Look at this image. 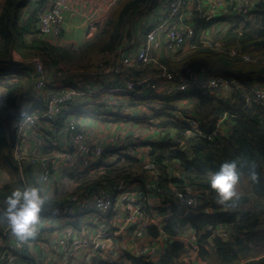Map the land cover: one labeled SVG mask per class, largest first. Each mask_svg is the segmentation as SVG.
Here are the masks:
<instances>
[{
    "label": "built area",
    "instance_id": "2783aa9c",
    "mask_svg": "<svg viewBox=\"0 0 264 264\" xmlns=\"http://www.w3.org/2000/svg\"><path fill=\"white\" fill-rule=\"evenodd\" d=\"M71 1L41 0L37 2L34 14H36L38 32L42 37L47 39L52 35L60 34L64 23V14L69 10ZM259 1L212 0L211 8H208L209 4H205L198 9V13L192 12L193 0L192 2L191 0H158V4L147 5L130 20L131 26L128 33L117 49L103 59L106 62L109 58L110 71L113 72V77L111 76L109 79L113 82V87L106 91L127 94L133 92L136 86L147 83V86L156 84V88L164 89L166 94L184 93L199 88L203 92H208L216 101H228L235 85L233 79L212 73L208 74L202 66L196 67L191 72L185 70L173 72L161 65L159 58L164 55L163 52H179L190 43L196 34L195 21L197 19L203 18L207 22L212 18L219 17L217 23L207 24L203 30V35H207L213 27L226 28L229 26L233 17L251 14ZM32 2L33 0L29 2V6ZM95 27V23L91 21L88 30L94 31ZM207 46L237 55L244 61L257 60L255 57L241 52L239 48L228 46L222 42L211 41V43H207ZM19 58L27 60V58ZM30 60L33 61V64L30 65L33 74L31 82L28 80V90L18 99L16 116L10 124L14 139L8 150L10 161L24 186L29 183L35 184L38 180L46 185L56 164L72 166L79 160L78 156L82 157L84 153L89 152L97 160L102 155V149L98 147L87 152L90 149L86 142L89 130H86L79 122L81 115L79 112L82 108L91 106L96 96L104 91L96 80L99 73L61 75L63 74L61 72L56 76L48 77L45 63L43 64L38 58ZM135 65L146 67L134 73ZM250 86L252 87V97H247L245 101L248 103L253 100L264 105V83L253 80ZM180 100L181 104L178 106L183 105L186 101ZM107 103L104 104L107 105ZM90 110H92L91 107L84 111ZM61 113L66 114L61 115ZM178 115L181 116L182 113ZM186 118L183 121L187 124L185 133L193 137L202 134L200 128L202 123L197 118V114H188ZM180 121L182 120L180 119ZM63 124L66 125L69 137L72 138L73 147L60 145L55 148L57 155L52 156L48 153L52 148V139L54 136H62L60 129ZM215 128L208 132L207 138L211 139L217 136ZM168 141L175 143L176 138L170 137L163 142ZM126 151L128 155H131L133 149L127 147ZM57 159L62 161V164ZM62 169L64 170V168ZM159 182L160 175L156 174L148 181L140 179L137 182H132L130 178L118 179L106 187H99L78 198H71L62 207H56L47 201L41 212L36 234L31 237L14 236L6 224L0 223V264H51L48 255L50 245L44 240V235L48 231L58 229L62 220L70 218L80 220L82 216L78 211L81 210H91L94 214L97 212L103 220V216L112 211L109 199L112 191L113 237L118 233H123L127 234L128 238L122 241L113 239V247L104 248L101 246V242H103V238L110 235V228L103 232L100 228L94 229V231L82 225L78 230L77 239L73 241L70 240L66 231H61L58 243L63 255L60 258L63 260L60 264H66L68 257L79 254L80 259L88 263L93 258L116 261L121 255L119 252L122 250V243L129 245L132 255L158 264L166 249L175 241L182 245L181 250L177 253V262L180 264H204L205 261L199 257V252L201 247H207L206 241L209 243L215 238L227 241L235 237V229L229 225L207 227L202 231L185 225L172 235L164 233L162 227L164 221L172 214V203L182 205L189 211L201 205L202 197L205 194L190 184H186L180 189L169 183L168 190H166L159 186ZM143 184L146 185L150 194L147 192L144 195L141 189ZM44 187L49 195L50 192L47 190L50 189L47 186ZM169 195H172V203L165 199ZM91 199L93 203L92 207H89ZM124 202L128 206L124 205ZM121 204L124 206L122 207ZM2 206L3 203L0 200V207ZM156 207L163 208L164 212L160 213L157 219H153L148 213L155 211ZM93 213L92 215H94ZM86 220L90 219L86 218ZM150 227H155L158 233L151 234ZM204 235H207L205 241L203 240ZM25 245H32L35 249L32 262L28 258H26L27 260L21 259Z\"/></svg>",
    "mask_w": 264,
    "mask_h": 264
},
{
    "label": "trees",
    "instance_id": "16d2710c",
    "mask_svg": "<svg viewBox=\"0 0 264 264\" xmlns=\"http://www.w3.org/2000/svg\"><path fill=\"white\" fill-rule=\"evenodd\" d=\"M30 1L2 0L0 4V58L6 57L11 49L16 48L20 57L26 59L28 55L25 50L28 49L34 53L38 52L47 58V64L54 66L87 61L90 57L96 56H100L102 60L105 59L117 49L127 35L130 20L147 5L158 4V0H115L103 19L95 24V30L89 33L80 45L71 48L50 43L42 37L38 32L36 14L30 16L32 19L27 22L25 27L19 25V11ZM232 19L233 23H230L226 28L215 27L213 33L208 32L204 36H201V30L198 29L194 38L187 44L186 49H190V53L182 59L183 61L191 59L192 62L201 59L197 64L202 65L206 73L236 79L239 85L233 86V93L229 100H213L208 92H203L199 88L184 93H164L161 97L162 99L165 97L187 101L196 96L197 99L204 100L210 104L214 121L221 116L228 117L227 122L231 123L230 133L225 137L217 135L210 139L206 135L214 129L215 124L212 122L213 125L211 123L209 127L203 124L200 126L203 130H201L202 134L189 138L187 144L189 152L178 150L176 144L170 141L150 146L151 156H153L151 163L156 164L165 160L168 162L177 161L182 165L181 175L161 178L160 187L168 190L170 183L181 189L184 185L190 184L197 186L205 194L202 197L201 205L190 209L193 212L190 214L184 206L172 203V195L166 197L165 199L172 203V214L164 221L162 227L164 233L172 235L185 225H190L197 231L217 225H229L235 229V237L227 241L216 238L209 243L206 241L207 246L210 245L212 253L214 252L220 260L215 264H264V217L262 216L264 213V105L253 100L248 103L245 101L247 97H252L249 85L253 80L264 83V0L259 1L251 14L236 16ZM195 25L196 28L201 29L207 27V24L199 19L195 21ZM25 33H28L32 38L29 42L24 39ZM210 40L235 46L241 52L247 53L257 60L244 61L237 55L215 50L207 46L208 42L211 43ZM16 41L18 45L15 46ZM179 54L175 53L174 57ZM171 56L173 55L160 57V64L174 66L175 61L173 62ZM177 63L178 61L175 62V64ZM22 68L24 75L19 76V74V78L6 85L0 94V166L8 178V181L0 186L2 203L4 196L10 191L24 186L8 156V150L14 139L10 124L16 116L18 99L28 90L29 84L31 66L25 65ZM195 68L196 66H194ZM138 90L135 89L127 94L134 96ZM108 105L110 103L103 106ZM110 107L114 108V106ZM167 110L161 112L165 113V118H170V121L163 123L165 128L175 127L171 129L176 130L187 127L185 122L176 118L174 110L170 111L171 113H167ZM122 152L123 149L109 150L110 155L117 156L115 161L109 164L90 165L87 170L81 172L79 177L80 173L76 175L69 173L70 176L78 177L75 180V192L88 193L121 177H134L131 168L134 164L138 165V160L128 154L123 155ZM120 160L125 163L120 164ZM225 160L237 161L241 169L240 177L247 179L250 188L246 193L236 195V198L229 204L220 205L216 202L208 186L207 177L210 171L216 169ZM139 166L142 168L141 165ZM147 166L152 168L155 165ZM160 166L165 167L163 164ZM250 170H255L259 174L258 181L253 182L250 179ZM88 172H92V175H88ZM164 174L162 173V175ZM62 198L63 196L58 197V200ZM70 199H67L66 203ZM156 209L160 213L164 212L161 207H156ZM0 223L5 225L6 221L0 218ZM149 232L153 235L158 233L155 227H150ZM206 236H203L204 241ZM181 248V243L173 242L161 256L158 264H180L176 261V257ZM209 256L206 247H201L199 257L207 262ZM120 257L127 260L128 264H154L130 253L121 254ZM120 257L116 261L94 258L90 264H123Z\"/></svg>",
    "mask_w": 264,
    "mask_h": 264
},
{
    "label": "rangeland",
    "instance_id": "374dc122",
    "mask_svg": "<svg viewBox=\"0 0 264 264\" xmlns=\"http://www.w3.org/2000/svg\"><path fill=\"white\" fill-rule=\"evenodd\" d=\"M1 3H2V0H0V4ZM208 4H209L208 8H211L212 1H209ZM210 11L215 12L214 10H210ZM29 12H30L29 4L24 6L19 11V14H18L19 15V21H20L19 25L21 27H25L27 22L32 19V17H30L31 13H29ZM27 14H29V19H26ZM34 19H35V17H34ZM230 23H233V20H231ZM130 26H131V24H130ZM211 32L212 31H210L209 33H211ZM24 35H25L24 36L25 41L29 42L30 39H32L28 33H25ZM53 44H56V43H53ZM14 45L15 46L18 45V42L16 41L14 43ZM15 49L14 48L12 49L13 53L15 52L14 58L20 60V58H19L20 55ZM189 50L190 49H184V51L182 53H180L178 56H176V57H174V55L171 56L170 58L173 60V62L178 61V63L175 64V62H174V66L164 65V67L167 70H170L173 72L181 71L182 69H184L185 71L191 72L194 69V66L199 61H201V59H198L195 62H192L191 59L188 61H183L182 60L183 57H185V55L190 53ZM30 51L31 50H28V49L25 50V52H27V55H28L27 60L38 58L43 62V64L47 61V58H45L44 56H41L40 54H38V52L34 53V51H31V52ZM163 56H165V55H163ZM167 56H169V55H167ZM96 60H100V61L95 63ZM101 60H102V58H100V56L90 57L87 61H77L74 63H63V64H60L59 66H54L56 69H58L56 71H52L49 68H47V71H46V75L48 77L56 76V75H58V73L61 74V72L63 73L61 75H65V74L76 75V74H80V73L88 74V73H92V72H98L99 73L98 74L99 77L97 78V81L99 82V84L104 89V91L101 92L99 94V96L102 95V97H100V98H102V103H107V102L112 103L114 105V109L111 110V113H110L111 116L97 115L96 113H93L94 115H97L98 118H101V120L95 119L100 124H102L103 126H104V124H108L110 126L106 129H103V127H102V128L95 130V132L100 133V137L95 136L93 129H90L86 135V138H87L86 142L89 144V147L90 148H95V147L100 148V147H108L109 145H112V146H109V148L111 150L120 149L121 148L119 146L120 143L115 139V135L121 134L122 131L127 130L131 133L127 137L128 139L129 138L131 139V137L134 136L135 140H138L141 142L142 141L143 142L155 141L154 143H159L156 141V139H160L161 141H167L169 137L176 138L175 144H176L177 149L178 150L181 149V150H184L185 152H189V149L187 148V144H188L189 138H192L193 136L185 133V131L187 129H176V130L172 129L171 133H173V134L169 135L168 134L169 129L162 128V125H163V123H165V121H170V118H165L162 116L157 117V116H155L156 112L161 113L162 111L168 109L167 113H171L170 111L174 110L173 112H174L176 118H178L179 121L181 119L182 122L187 119L186 116L188 114L194 115V113H196L197 118L202 122V121H205V119H206L205 117L209 114V111H211L210 104L205 102L204 100H199V98L197 99L196 96H194V97H191L192 98L191 100L185 101L183 103V105H181L179 107L175 106L174 108H171V107H169L170 104H167L165 102V100L161 98L162 95L165 93V90L164 89H156V87H157L156 84H153V85L149 84V86H147V83L136 86L135 89H139V90L136 92V95L131 96L133 100L130 98L129 95L121 94L122 92L120 93L118 91H113V93H109L108 91H106V89L113 87V82L111 80H109V79H111V76L113 77V72L110 71L111 66L109 65V58H107L106 62H104V60L103 61H101ZM189 65H191V66H189ZM145 67L146 66H144V65L143 66L135 65L133 67V69L135 70L134 73H136L139 70L144 69ZM20 70H21V66H19V65H14V64L13 65H11V64L0 65V94L3 92L4 87L6 85H9V84L13 83V81H15L14 74L17 75L18 72H16V71H20ZM58 71H60V72H58ZM12 73H14V74L11 77ZM32 74H33V71L30 70V73H29V81L30 82H31ZM233 80L235 81L234 86L237 87L239 85L238 81L236 79H233ZM251 91H252V87L250 86V92ZM115 96H117V97H115ZM100 98L98 97L96 100L99 101ZM115 98H122V100H115ZM212 99H213V97H212ZM160 101L164 104V106H161L162 104H160ZM119 105H123V107L125 106V108L120 107ZM143 105H144V107H142ZM90 107L92 109L94 108L93 105H91V106H85V108H82V110H86ZM127 108L131 109L130 112H126ZM169 108H171V109H169ZM104 109H105L104 107L99 108V111L104 112L105 111ZM91 111L92 110L88 111V113H91ZM175 111H179V113H176ZM180 113H182L181 116L178 115ZM132 115H139L137 117L142 116V118L140 120H138V122L145 121L146 118L151 115L153 118L148 119V120H152L151 127H146V126L144 127L143 124L145 122H142L141 124L139 123V126L136 125V127L133 128V123H131V120L133 119ZM210 117H211V120L208 121L209 124H210V122H212V120L214 118L213 116H210ZM227 120H228L227 116H221V117L217 118L216 123H214L215 124L214 127H216L215 128V134H217L219 137H225L226 135H228V133H230L229 126L231 125V123H229L230 121L227 122ZM209 124H207V125H209ZM212 125H213V123H212ZM86 126H87L86 128H89L88 125H86ZM179 135H181L182 137L179 138L178 137ZM55 139H58V137L54 136L52 141H55ZM141 142H139L138 144L141 145ZM51 147L52 148L49 150L48 153L51 154L52 156L57 155V153L55 151V146L52 145ZM140 148H141V150H144L143 147H140ZM122 149H124V148H122ZM124 150L125 151L122 152L123 155H127L128 152L126 151V149H124ZM123 155H120V156H123ZM87 156L89 158H91V162L94 161L95 158L93 155H91L92 157H90V153H89V155L84 156V159H86ZM189 156H190V154H189ZM108 159H112V161H113L114 159L115 160L117 159V156L111 154V156H108L107 160ZM165 162H166L167 166H170V167H172L173 170L177 171L176 174H174V172H173V176L179 177L181 175L183 169L181 167L182 165H180L179 162H177V161H171V162L165 161ZM122 163H125V162L123 160H121L120 164H122ZM157 166L158 165H155V168L153 169L152 176L154 174H156V175H160L162 177L163 176L162 173H166V170L168 168L161 167V166L157 167ZM66 167L67 166H61L60 164H56L54 166L55 170L52 172V174L55 173L56 171L58 172L62 168L67 169ZM131 171L135 175L134 176L135 178L143 179L144 181H148L152 177V176L148 177V173H146V171H143L139 165L134 164L131 168ZM74 175H76V174H74ZM163 177H165V175ZM7 181H8V178L5 174V172L2 171L0 173V186L4 185ZM59 183H60V188L64 187V189H68V188L71 189L73 187V181L69 180V179L60 180ZM143 186H144V184H143ZM191 186H193L197 190H200L195 185H191ZM249 188H250V186L248 184L247 179L245 177H240V181H239L237 188H236L237 195L246 193L247 190H249ZM73 193L76 194V192H73ZM74 196H76V195H72L71 197H74ZM109 199H110L111 208L113 211V191L110 192ZM92 203H93V201L91 199V201L89 203V207H92ZM123 204L125 205V202ZM124 205H122V207ZM145 211H148V209H145ZM148 215L151 216L153 219H156L159 215V211L155 210L153 212H149ZM94 216H96V218H98V221L101 222L99 228L103 232L105 230L107 231L108 228H110V226L112 225L111 224V222H113L112 219H108L107 216H104L103 220H101V217L97 212L94 215H92V213H91V217L93 218ZM262 216L264 217V213L262 214ZM91 219L89 220V223H90ZM98 221H96V222H98ZM82 225H84V224H82ZM91 226H93V225H91ZM45 238L48 239V235ZM127 238H128L127 234L124 235L123 233H118L113 237L114 240H118V241H120V240L122 241L123 239H127ZM111 241L110 242H101V246L104 248L113 247V241H112V243H111ZM123 247L127 248L128 252L131 251V248L129 247V245L127 243H122V248ZM206 250L208 251L210 256L207 257V262L205 261L204 264H215L216 262L217 263L220 262V260H218V258L216 256V254L214 252L212 253L210 245H208L206 247ZM66 261L68 262V264H74L75 262H77V264H89L87 261L80 259V254L77 256H70L66 259Z\"/></svg>",
    "mask_w": 264,
    "mask_h": 264
},
{
    "label": "crops",
    "instance_id": "0c3cea01",
    "mask_svg": "<svg viewBox=\"0 0 264 264\" xmlns=\"http://www.w3.org/2000/svg\"><path fill=\"white\" fill-rule=\"evenodd\" d=\"M40 1L33 0L32 4L30 5V12H29V13H31V15L35 13L34 7L36 6L37 2H40ZM114 1L115 0H72L69 4V10L66 11V13L64 14V23H63L60 34L52 35V36L48 37L47 40L50 43H56L57 45H64V46L71 47V48L80 45L84 41V39L89 35V33L92 32V31L88 30V25L90 24V22L92 21L96 24L97 22L101 21L103 19V17L105 16V14L107 13L110 5ZM206 1H208V2H206ZM210 1H212V0H210ZM191 2H192V0H191ZM208 3H209V0H193L192 12L198 13V9L201 6H204L205 4H208ZM26 18L29 19V14H27ZM218 18H212L210 21H207V22L203 18H201L199 20L204 21V24H210L211 25L212 23H217L219 21ZM198 29L201 30V36H204L203 35L204 29H201L199 27L197 28V30ZM197 30H196V33H197ZM214 30H215V28L213 27L211 33H213ZM186 48H187V46L184 47V49H186ZM184 49H182L179 52H175V53H182L184 51ZM175 53L163 52L164 55H174ZM45 66H46V68H49L52 71L58 70L54 67L53 64H47L45 62ZM57 66H59V65H57ZM195 66L198 67V66H202V65L197 64ZM16 72H18L17 75L14 73H12V75H11V77H12L14 74L15 80H17L19 78L18 77L19 74H20L19 76L24 75V70H23L22 66H21V70L16 71ZM58 72H60V71H58ZM84 74H86V73H84ZM88 74H90V73H88ZM156 89H160V88H156ZM121 94H123V93H121ZM124 95H128V94H124ZM131 96H130V98L132 99ZM98 97L100 98V97H102V95L96 96V98L92 104L94 108L92 109L91 113H88L87 111H84V110H81V112H79V113H81V115L79 117V122H80L81 126L85 127L86 130L93 129L95 136L100 137V133L95 132V130L102 128V127H103V129H106L110 125L104 124V126H103L102 124H100L95 119L101 120V118H98L97 115L111 116L110 115L111 110H113L114 108L110 107V106H114V105L112 103H110V105L104 107L103 106L104 103H102V98H100L99 101L96 100ZM115 97H117V96H115ZM163 98L167 104H170L171 107L172 106L179 107L178 105L181 104L180 99L165 98V97H163ZM115 100H122V98H115ZM160 104H162L161 106H164V104L161 101H160ZM119 106L123 107V105H119ZM103 107L105 108L104 109L105 111L100 112L99 108H103ZM142 107H144V105ZM123 108H125V106ZM130 110H131L130 108H127L126 112H130ZM175 112L177 113V111H175ZM93 113H96L97 115H94ZM65 114L66 113H61V115H65ZM164 114L165 113L156 112L155 116L165 117ZM132 116H133V119L131 120V123H133V128L136 127V125L139 126V123L141 124L142 122H145L143 124L144 127L145 126L151 127L152 120H148L149 118H153L151 115L149 117H147L145 121H141V122H138V120H140L142 118V116L141 117H137L139 115H132ZM210 116H213V113L211 111H209V114L205 117L206 118L205 121L201 122L206 127H208V125H207L208 121L211 120ZM212 122L216 123V121H214V118H213ZM86 125H88L89 128H86L87 127ZM162 128L169 129L168 134H170L171 130H172L171 128H175V127L165 128V126L162 125ZM60 131L62 133V136L58 137V139H55V141H52L51 146L54 145L55 148L59 147L60 145H67L68 147H73L72 146V138L69 137V134H68V131H67L65 124L61 125ZM130 134L131 133L129 131L124 130V131H122L121 134H116L115 139L120 143L119 144L120 147H122L124 149H126L127 147H131L133 149L132 154L129 156H131L132 158L134 157L135 159L138 160V162H137L138 165H141L142 170L146 171V173H148V177L152 176L153 169L155 168V166L152 168L151 167L149 168L147 165H158V166H160V164H163L166 168H168L166 170L167 174L166 173L164 174L167 177L173 175V172H174V174L177 173V171L173 170L172 167L167 166L165 160L162 162L156 163V164L151 163V159L153 158V156H151V147L150 146H153L155 144L159 145V144L163 143V141H161L160 139H156V141L159 143H154L155 141H151V142L150 141H146V142L142 141L141 142V141L135 140L134 136H132L131 139L130 138L128 139L127 137ZM139 142H141V145L138 144ZM109 146H112V145H109ZM109 146L108 147H100L102 149V155L100 156V158L98 160L94 159V161L91 162V158H89L88 156L86 159H84V156L89 155V153H90V157H92L91 155H93V154L91 152H89L92 148H90L87 150V152H89V153H86V154L84 153L82 157L81 156L77 157V158H79V160L74 165L66 167L67 169L64 168V170L61 169L58 172L56 171L55 173H53L49 182L46 185H44L50 189V190H47L50 192L48 202L51 203L52 205L56 206V207H62L66 203V200L69 199L72 195H76V196L71 197V198H78L82 194L90 193L91 191H89L88 193H84V192L76 193V194L73 193V192H75V185H76L75 180L81 175V172L87 170V168L90 165L97 164V163H104V162H105V164L111 163L112 159L107 160L108 156H111L108 153V151L111 150L109 148ZM140 147H143L144 150H141ZM124 149H123V151H125ZM57 161L62 164V161H60L58 159H57ZM113 161H115V159ZM119 162L121 163V160ZM69 173H71V174L72 173L73 174H79L80 173V174L76 178L74 176H70ZM88 175H92V172H88ZM163 176L162 177L160 176V179L163 178ZM175 177H177V176H175ZM63 179L72 180L73 181V187L71 189H69V188L64 189V187L60 188L59 182H60V180H63ZM119 179L125 180L126 178L121 177ZM130 180L132 182H137L140 179L135 178V177H130ZM28 185H31V183H29ZM108 185H104V186L106 187ZM141 189L144 192V194L148 192L147 191L148 188L146 187L145 184H144V186L141 187ZM62 196H63V198L61 200H58V197H62ZM149 196H152V195H149ZM138 201H140V200H138ZM140 202H142V201H140ZM125 205L128 206L127 203H125ZM78 212L82 216V217H80V220L74 219V218L62 220V223L58 229L48 231V233H46L44 235L45 237L48 235V239L44 238V240L47 243H49V245H50V251L48 252V255L50 257V261H51L50 263L51 264L54 262H56L57 264H60V262H62V260H63L62 258H60L63 255H62V252L60 251V247H59L60 244L58 243V241L60 239L59 236L61 235V233H60L61 231H66L69 234L70 240L73 241V240L77 239L78 230L81 228L82 224H84V226L88 227L90 230H94V229L99 228L101 222L98 221V218H96V216H94L93 218L91 217V213H93V211L81 210ZM159 214H160V212H159ZM106 215H107L108 219H112V221H113V211H110V213L106 214ZM106 215H104V216H106ZM86 218H89V219L92 218L90 223H89V220H86ZM96 221H98V222H96ZM90 224L93 226H91ZM111 224L112 225L110 226V229H109L110 235L103 238V242H110L111 240L113 241V222H111ZM112 241H111V243H112ZM36 253H37V251H36ZM119 253L124 254V253H130V252H128L127 248L123 247ZM34 254H35V249H33V246L32 245H25L24 250H23V256H21V259L24 260V259L28 258L29 261L32 262L33 258H34L32 255H34ZM119 257H120V255H119ZM96 259H98V258H96ZM120 261L123 264H128L127 260H125L123 257H120ZM66 264H68V262H66ZM74 264H77V262H75Z\"/></svg>",
    "mask_w": 264,
    "mask_h": 264
},
{
    "label": "clouds",
    "instance_id": "9594fccd",
    "mask_svg": "<svg viewBox=\"0 0 264 264\" xmlns=\"http://www.w3.org/2000/svg\"><path fill=\"white\" fill-rule=\"evenodd\" d=\"M240 176L241 169L236 160H225L209 172L208 186L218 204L227 205L236 198ZM249 177L253 182L259 180V174L255 170H250ZM48 199L49 195L41 180L35 184L17 187L4 196L0 218L6 221V226L14 236H34Z\"/></svg>",
    "mask_w": 264,
    "mask_h": 264
},
{
    "label": "water",
    "instance_id": "95a60500",
    "mask_svg": "<svg viewBox=\"0 0 264 264\" xmlns=\"http://www.w3.org/2000/svg\"><path fill=\"white\" fill-rule=\"evenodd\" d=\"M4 64H11V65H19V66H25V65H32V60H18L13 58L12 56V50L9 51L6 57L0 58V65ZM193 213L192 211H188V214Z\"/></svg>",
    "mask_w": 264,
    "mask_h": 264
},
{
    "label": "bare ground",
    "instance_id": "6f19581e",
    "mask_svg": "<svg viewBox=\"0 0 264 264\" xmlns=\"http://www.w3.org/2000/svg\"><path fill=\"white\" fill-rule=\"evenodd\" d=\"M113 93V92H112Z\"/></svg>",
    "mask_w": 264,
    "mask_h": 264
}]
</instances>
